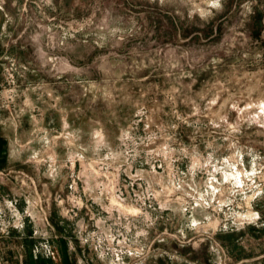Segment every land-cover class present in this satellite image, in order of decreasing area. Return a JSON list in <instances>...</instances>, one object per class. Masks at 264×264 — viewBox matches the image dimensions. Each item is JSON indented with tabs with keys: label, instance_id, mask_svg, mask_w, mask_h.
Masks as SVG:
<instances>
[{
	"label": "rangeland",
	"instance_id": "rangeland-1",
	"mask_svg": "<svg viewBox=\"0 0 264 264\" xmlns=\"http://www.w3.org/2000/svg\"><path fill=\"white\" fill-rule=\"evenodd\" d=\"M0 264H264V0H0Z\"/></svg>",
	"mask_w": 264,
	"mask_h": 264
}]
</instances>
